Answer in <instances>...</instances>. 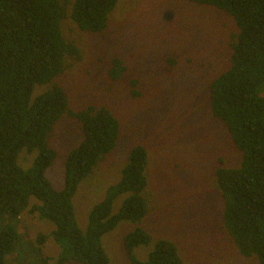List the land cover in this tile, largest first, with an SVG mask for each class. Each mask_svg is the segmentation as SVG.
Here are the masks:
<instances>
[{
  "label": "trees",
  "instance_id": "16d2710c",
  "mask_svg": "<svg viewBox=\"0 0 264 264\" xmlns=\"http://www.w3.org/2000/svg\"><path fill=\"white\" fill-rule=\"evenodd\" d=\"M117 1L0 0V264H8L7 255L18 242L15 224L26 209L54 224L49 234L36 235L30 249L40 264H110L102 236L120 221L139 222L146 214L147 151L139 144L130 148L119 180L90 208L84 231L72 203L80 181L114 148L119 121L103 105L70 108L56 79L70 61L81 59V52L63 23L70 19L81 33L101 35ZM188 1L226 12L237 29L229 42L228 65L208 81L206 90L211 115L226 128L241 160L236 167L219 164L214 185L221 198V226L237 252L264 264V0ZM125 70L123 61L113 57L106 73L116 81ZM130 85L135 94L136 80ZM37 86L44 89L35 93ZM62 115L77 123L82 139L67 153L63 187L56 190L45 170L56 156L48 139ZM22 149L35 153L28 168L17 163ZM122 194L126 196L112 213ZM30 197L37 202L29 205ZM47 236L60 247L55 259L41 253ZM149 241L141 227L123 235L129 264H182L167 239L157 240L146 259L139 260L133 249Z\"/></svg>",
  "mask_w": 264,
  "mask_h": 264
},
{
  "label": "rangeland",
  "instance_id": "374dc122",
  "mask_svg": "<svg viewBox=\"0 0 264 264\" xmlns=\"http://www.w3.org/2000/svg\"><path fill=\"white\" fill-rule=\"evenodd\" d=\"M108 19L101 35L81 33L70 19L63 23L81 52V59L70 61L56 79L70 108L103 105L119 121L114 148L73 195L80 229L86 228L90 208L119 180L130 148L139 144L147 151V185L142 193L147 211L139 222L122 220L102 236L109 263L129 264L122 238L141 227L150 241L133 249L139 260L146 259L157 240L167 239L176 246L182 264H259L255 257L239 255L221 226V198L214 185L219 164L236 167L241 160L228 131L211 115L206 90L208 81L228 65L229 42L237 30L231 16L188 0H118ZM113 57L126 66L116 81L106 73ZM43 89L37 86L35 93ZM81 139L77 123L69 117L62 115L54 124L48 140L56 156L45 176L56 190L63 187L65 157ZM34 156L22 149L17 163L28 168ZM125 196L114 200L112 213ZM34 202L30 197L29 205ZM53 227L50 220L27 209L21 212L15 224L18 242L7 263L40 264L30 249L38 233L47 235ZM59 251L47 236L42 255L55 259Z\"/></svg>",
  "mask_w": 264,
  "mask_h": 264
},
{
  "label": "water",
  "instance_id": "95a60500",
  "mask_svg": "<svg viewBox=\"0 0 264 264\" xmlns=\"http://www.w3.org/2000/svg\"><path fill=\"white\" fill-rule=\"evenodd\" d=\"M165 17H167V15H165Z\"/></svg>",
  "mask_w": 264,
  "mask_h": 264
}]
</instances>
